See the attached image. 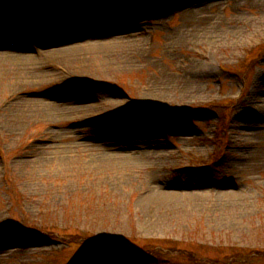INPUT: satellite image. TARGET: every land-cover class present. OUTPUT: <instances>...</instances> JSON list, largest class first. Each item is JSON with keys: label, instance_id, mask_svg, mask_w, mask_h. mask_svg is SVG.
Segmentation results:
<instances>
[{"label": "rangeland", "instance_id": "obj_1", "mask_svg": "<svg viewBox=\"0 0 264 264\" xmlns=\"http://www.w3.org/2000/svg\"><path fill=\"white\" fill-rule=\"evenodd\" d=\"M0 21V57L26 26L53 74L0 68V264H264V0H0ZM58 30L110 55L38 56Z\"/></svg>", "mask_w": 264, "mask_h": 264}, {"label": "bare ground", "instance_id": "obj_2", "mask_svg": "<svg viewBox=\"0 0 264 264\" xmlns=\"http://www.w3.org/2000/svg\"><path fill=\"white\" fill-rule=\"evenodd\" d=\"M18 7L13 9V10H17L16 13L13 15L12 21L19 22V21H23V20H27L30 17H37L39 15L37 14H31V8L33 7L31 6H24L22 4L17 5ZM40 11L41 12V16L39 17H44L43 20L44 22L41 24L44 28H43V33H45V35L48 34V32L50 31V29L52 30L53 28L56 27L57 24V16L60 13H52L56 8L55 6H52L50 3H44L40 6ZM9 11V10H8ZM26 11V12H25ZM62 14L67 15L68 11H62ZM6 13V10L3 11V14ZM2 14V15H3ZM76 15V14H75ZM62 16V15H61ZM11 17V16H10ZM76 17V16H75ZM89 19H91V21L93 20V17H88ZM30 20V19H29ZM80 18L77 15V18H74L72 23L76 24L79 22ZM94 21V20H93ZM2 24L3 22L0 21ZM86 22H90V21H86ZM67 22L64 20L63 24H66ZM69 23V24H72ZM29 24V23H28ZM68 24V23H67ZM8 25V24H7ZM75 25V24H74ZM3 26L4 28H6L4 25H0ZM55 26V27H54ZM61 27V26H60ZM4 28L2 29V33L4 34H15L14 37H12V41H17L18 43L14 45V52L9 54V51H7L6 53H2L1 57H0V68L3 69L4 71H6V74L9 75L10 79H13L15 82L20 83L22 85H26L29 82H37L39 84H42V82L40 81H44L45 79H49V77H51L53 74L51 71H45L43 74L41 73L40 76H33L30 75L31 71L30 67L32 68L33 66L37 65V61L38 59L35 58V56L27 54L28 51V45L31 42L35 43V39L32 37L31 34V29L29 27L26 26H22L20 27L19 31H8L5 30ZM40 28V27H39ZM39 30V29H38ZM37 30V31H38ZM56 30V29H55ZM61 30V29H60ZM60 30H58V34L56 35V37L49 40H42L38 39V41H36L37 45L41 46V49H39L36 53H38V56H42V57H55V58H66L67 60H69L70 63L77 61L78 59L81 60V58H83L82 56L84 55H91V56H103V57H108V55H110L109 53V48L108 46H106L105 44H100V45H70V44H66L64 47V41H66L65 39L70 38L67 37L66 34L60 33ZM40 31V30H39ZM79 31L75 32L78 33ZM101 32H105L101 30ZM1 36V34H0ZM2 39V38H0ZM3 41H8L9 39H2ZM41 43H38V42ZM55 42V44H57L58 49H50L49 47V42ZM17 53H16V52ZM26 52L25 54H22V52ZM11 52V51H10ZM29 53V52H28ZM72 61V62H71ZM21 72H24V74L22 75ZM33 72V70H32ZM28 74V75H26ZM35 79V80H34ZM24 108H19L16 109L15 107L11 108V112L9 113L10 118L12 119H27L30 117H35L36 115L38 116L40 113L39 110H35L33 108H29L28 103H23ZM83 107V106H82ZM93 106L89 107V110H92ZM47 110V109H46ZM45 113L42 115H46V116H51L54 117L57 115V112H54L52 110V108L50 107L51 111H46ZM85 110V109H84ZM122 159V158H121ZM115 160H118V158H115ZM123 160V159H122ZM125 161H127L125 159ZM128 166H134V164L132 162H126ZM176 197L172 196L171 194H159L153 198H147L145 200L148 201L146 204L144 205H148L150 206L149 208H152L154 210H156V218L160 217L161 214H165L167 213V211L169 210V207L172 206V204L175 202ZM181 200V199H180Z\"/></svg>", "mask_w": 264, "mask_h": 264}]
</instances>
